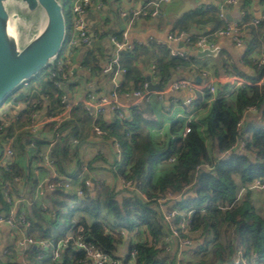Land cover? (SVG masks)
Wrapping results in <instances>:
<instances>
[{
    "label": "trees",
    "instance_id": "trees-1",
    "mask_svg": "<svg viewBox=\"0 0 264 264\" xmlns=\"http://www.w3.org/2000/svg\"><path fill=\"white\" fill-rule=\"evenodd\" d=\"M196 13L179 18L176 27L189 31L194 28L193 22L196 28L204 29L208 22H212L215 24L213 30L225 24L221 22L220 13L212 12L208 16L204 14L202 19H195ZM245 19L246 15L240 23L242 29ZM259 24L250 25L252 38L244 54V60L257 73L253 77L254 81L264 75V66L248 58L254 52L264 55V35ZM137 47L122 52L121 65L126 72L120 78L117 89L120 95L132 89H145L146 74L140 69ZM149 48L144 47L146 51ZM152 48L154 71L160 77L161 86L165 87L174 78V71L188 61L181 56H170L166 45L156 44ZM82 64L94 70L98 68L99 60L88 53ZM230 67L235 69V65ZM236 72L252 79V76L243 72ZM109 75L106 76L110 78ZM75 76L69 89L75 84ZM55 79L61 80L62 77L57 76ZM55 79L49 78L37 92L29 91L22 100L23 105L17 106L16 115L8 113L7 118L12 124L0 131L1 147L10 136L13 126L21 128L31 123L33 114L52 117L63 111L64 90L56 86ZM226 89L227 85H223L217 95L208 93L213 99L206 115L193 121L185 136L180 135L181 124L175 122L171 127L175 136L163 142L153 140L148 129L155 125V121L150 115L147 100L131 107L125 118L113 113L108 117L103 113L94 119L83 104L78 103L62 121H50L35 131H21L16 140L28 163L11 157L6 166L0 165V212H9L12 208L3 192L4 185L11 186V194L18 185L26 188L31 204L28 213L31 225L27 227V233L49 241L47 250L39 245L34 249L32 245L27 250L26 263L92 264L87 259L86 251L79 249L74 239L61 250L58 259H52L53 248L72 226L76 212L81 211L84 215L77 217L73 235H83L85 240L109 253L114 261L121 260L122 264H126L135 249L136 264H175V256L163 244V226L151 205L168 192H182L187 188L192 195L180 203L194 209L192 228L197 231L190 236L196 242L193 258L185 260V264H225L238 249H242L250 258L249 264H264V215L258 213L255 207L253 189L246 188L241 199L237 200L241 186L246 187L257 180L264 183V84L241 85L230 95L225 94ZM251 109H255V112ZM2 123L0 120V125ZM94 123L104 131L101 139L108 144L116 139L121 145V158L115 161L114 175L132 179L136 183L138 192L124 196L122 202L117 198L119 192L116 187L107 185L104 179H96L92 182L93 187L84 186V179H92V171L100 167L98 162L107 160L104 155L96 154L87 161L80 156L86 137H97ZM82 128L87 132L85 135ZM73 138H79L75 146L70 143ZM51 141L55 142L50 152L53 161L51 169L62 178L54 181L58 183L77 179L83 174L82 196L77 194L74 187L65 189L57 186L42 202H37L39 182L33 178L32 170L36 168L34 163L43 161L42 148ZM241 141L244 142V149L240 151L233 146ZM32 142L36 145L32 146ZM171 158H175L173 163L168 162ZM204 164L210 165L211 169ZM83 165L87 166L85 172L82 170ZM16 176L21 180H16ZM142 194L146 195L147 201L143 200ZM43 204H46L45 210ZM103 209L113 214V228L106 221L89 222L87 216L96 219ZM138 226H146L147 237L129 245L130 254L119 255L120 247L124 244V231H132Z\"/></svg>",
    "mask_w": 264,
    "mask_h": 264
},
{
    "label": "crops",
    "instance_id": "crops-1",
    "mask_svg": "<svg viewBox=\"0 0 264 264\" xmlns=\"http://www.w3.org/2000/svg\"><path fill=\"white\" fill-rule=\"evenodd\" d=\"M102 1L104 3V6L101 9H98L95 6V3H92L86 13V17L90 27V34L93 37L90 46L86 48L82 46H71L73 53V69L75 67H77V69L75 73L72 72L70 80L72 81L74 75L76 74H78V77H84V91L81 96L76 98V96L74 95L75 92H72V90L69 89V96L70 100L72 101L84 99L87 95L88 89H91L90 86H93V89H95L96 92L106 94L114 88L115 83L111 80V78L104 75L100 69H102L105 57L112 51L109 36L111 34L118 35V33H120L128 26V18L121 17L119 9L121 6L126 8H138L143 6L148 0ZM212 12L220 13L222 15H220L221 22H225V24H223L221 28L225 27L228 23H233L240 20L242 16L241 14L243 12L245 13L246 19L242 29L245 40L242 45L236 44L230 38L215 35V32L220 28L212 30V28L215 26V24L212 22H208V24L204 26V29L207 30V32L204 31V29L196 28V25L193 22L191 23L193 25L192 27L194 28L189 31L176 27L179 24L178 19L187 14L191 15L196 13L194 18L202 19L203 17H205L204 14L208 16ZM257 20L261 21L259 24V28L262 30V33L264 35V0H237L235 3H230L228 2V0H170L168 3H165L162 6L161 15L151 18H141L133 24L129 31V42L132 48H134V46L136 45L138 46L137 52L140 62V69L144 74H146V76L150 75L151 81L153 83H160V77L157 76L156 72L154 71V59H151L154 50L152 47L156 44L166 45V47L169 49L170 56H173V50H181L187 53L186 60L188 62L184 66H181L176 71H174V78L172 80L188 79L195 82H203L205 81L204 71L207 70L216 78H222L224 76H238L245 78L246 80L249 79L253 82V77L257 76V73L255 69L248 65L246 60H244V54L247 51L248 41L252 38L250 33V25H256L255 21ZM193 30H196L197 33L192 34L191 32ZM181 32L190 33L194 38L199 37L201 34L211 35L212 39H214L215 42V47L213 49H219L218 55L216 57H199L198 49H193V47L187 43H184L182 47H179L178 45L181 41L174 42L169 39L170 34ZM67 45L68 42L65 44V46ZM145 46H149V50L146 51L144 49ZM88 53L96 56L99 60V64L97 65L98 68L94 70H92L90 66L86 67L87 71L84 73L80 71V68L81 66H83L82 62L88 56ZM254 54L258 53H252V55ZM159 55L163 54L159 53ZM190 56L192 57L190 58ZM250 56L251 54L248 56V58H250ZM225 62H227V66L226 64H224ZM230 65H235V69L231 68ZM237 70L240 71V73L243 72L245 75L252 76V79L248 78V76L245 77L243 75L237 74V72L234 73ZM120 80H118V82H120ZM259 80H261V78ZM259 80H256L253 83L256 85ZM216 83L219 90L221 89V86L227 85L228 89H226L225 91L226 95H230L232 92L231 89L235 88L234 83ZM191 94L195 96V100L191 104H186L185 100ZM212 99L213 97L208 96V92L189 90V88H186L183 91L171 92L169 94H166L163 99H159L157 95H152L151 99L149 100V105L150 115L153 117L155 125L148 127L152 139L158 142H163L169 140L170 138H173L175 135L172 134L171 127L175 122H179L181 124L179 132L180 135H182L186 126H190L193 121L200 120L203 116L206 115L207 107L211 103ZM131 101V98L123 100V102L126 104L130 103ZM130 109L131 108L126 109L127 114H129ZM10 111L11 109L1 111L0 116H3V113L8 114L10 113ZM252 111L254 113L255 109H253ZM110 115L111 114L108 113L106 116L110 117ZM17 128L18 127L13 126L10 132L14 131ZM82 132L84 135L87 133L84 128H82ZM46 147L47 146H44L42 148V151H44ZM112 148L113 147L110 146L108 142L101 139L100 137L88 136L86 137V142L84 143L80 151V156L83 157L85 161L90 160L96 154L105 156L107 160L105 162L99 161L98 166L100 167L92 171V182H94L96 179H104L107 185L116 187L117 191L119 192L117 198L120 202H122V198L124 196H128V194L126 189H124V187L122 186L120 177L114 175V171H116L115 161L118 158ZM100 151L104 153H100ZM24 164H26V162ZM37 164L34 163V167L36 168L33 167L34 169L32 170V174L33 178L37 179V181L39 182V186L37 188V202H42V199L44 200L47 195L51 193L48 189V179L51 177L53 171L50 167L45 166L43 164V161L41 163H39L38 161ZM101 166H103L104 168H102ZM72 184L74 188H77L78 186L80 187L82 186V179L78 178V180H74ZM26 192V188L18 185L17 187H15L12 195L16 201V208H25L30 213L31 204L28 201ZM260 194H262L264 198V189H254L252 191V197L255 207L258 210V213L264 215V211L260 210L263 201L261 200ZM186 198L187 197L183 198L181 201L185 200ZM181 201L168 202L167 204H164L162 208L163 210H165L167 208L173 207L177 203V205L181 206L182 208L189 209L185 206H182L180 203ZM72 205L74 206L75 203H73ZM104 210L105 209L100 212L99 217L96 219L87 216L89 222L93 223L97 220L103 221L100 216L106 211ZM81 215H84L81 211L76 212V217ZM134 230L124 231V244H122V246L120 247L119 255L128 253L129 245L139 240H145L148 235L146 234V226H139V231L137 234L134 233ZM28 236L38 238L37 236L28 235L27 228H19L17 235H14L7 226H2L0 228V264H27V250L30 249L32 245L30 246L28 244H20L19 242L21 239ZM163 244L166 248L164 236ZM195 247L196 242L192 247L184 251V254L186 255L184 260L193 258L192 251ZM33 248L36 249L37 246H33Z\"/></svg>",
    "mask_w": 264,
    "mask_h": 264
},
{
    "label": "built area",
    "instance_id": "built-area-1",
    "mask_svg": "<svg viewBox=\"0 0 264 264\" xmlns=\"http://www.w3.org/2000/svg\"><path fill=\"white\" fill-rule=\"evenodd\" d=\"M170 0H148L143 6L138 8H126L120 7L119 13L123 18H128V26L120 32V34H111L109 36V41L112 46V51L105 57L104 64L102 66L101 72L104 75L110 74L111 80L115 83L114 88L109 93H99L93 89V86H90L91 89H88L87 95L84 99L72 101L70 100V96L66 93L68 90V86L71 83L70 76L73 72V53L71 46H82L84 48L90 46L92 43V35L90 34V27L86 17V13L88 8L92 3H95V6L98 9H101L104 6L102 0H70L71 10H72V28L69 32L68 45L63 47L59 57H57L54 65H52L49 69V78L55 79L57 76L62 77L61 80H54V83L58 87H62L64 90V94L62 97V102L64 103V109L62 112L52 117H41L38 113L33 114V121L29 124L24 125L21 128H17L14 131L10 132V136H8L4 142V146H0V165L6 166L10 158H13V144L17 137V135L21 131L26 130H37L44 124L50 121H62L67 118L70 114L71 110L78 104L82 103L83 106L88 110L89 114L97 119L101 114L113 113L117 114L119 118H125L127 114V108H131L143 100H150L152 95H157L159 99H163L166 94L171 92H179L183 91L186 88L189 90H198L201 92H208L213 95H217L218 86L216 82H228L234 83L235 88L231 89L233 92L237 87L241 85H255L253 82L246 80L242 77H229L224 76L222 78L214 77L209 71H204L205 81L203 82H195L188 79H174L171 80L167 86L163 87L162 91H149L147 90L148 83H145L144 90L132 89L129 92L120 95L118 92V86L120 78L126 72V69L121 65V57L122 52L124 50L132 48L129 42V31L134 23L138 19L141 18H151L161 15L162 6L165 3H168ZM237 0H228L230 3H235ZM241 18L238 21L233 23L226 24L225 27L218 29L215 32L217 36H223L232 39L236 44L242 45L244 43V36L242 33V28L240 27L241 20L244 18L245 13L241 14ZM261 21H255L256 24H259ZM71 33V35H70ZM68 36V30H67ZM96 37V36H95ZM169 39L174 42L183 41L184 43L189 44L193 47V49L203 50L208 47L213 49L215 47L214 39H212L211 35L201 34L199 37L194 38L190 33L181 32V33H172L169 35ZM173 56H181L187 58V53L181 50H173ZM253 61L258 63L259 66H264V55L254 54L250 56ZM74 73V72H73ZM264 84V75L259 80L256 85ZM28 88V92H37L40 88H30L28 82H24L22 84V89ZM69 91V90H68ZM132 99V101L128 104L124 103V99ZM195 100V96L191 94L186 100V104H191ZM21 102L20 105H23ZM253 110V109H251ZM18 113V112H17ZM14 113L12 115H16ZM7 113H3L5 115ZM0 120L4 121L3 116H0ZM12 123L3 122L0 125V131L3 127H8ZM58 126V125H57ZM190 126H186L182 133V136H185L190 131ZM94 133L97 137H102L104 134L103 129L94 123ZM71 146H75L79 143V138H73L70 141ZM32 146H35L36 143L32 142ZM55 142L51 141L46 149L42 151L43 156V164L48 167H52V159L50 158V152L54 147ZM112 146V150L115 152L118 160L121 158V145L120 143L114 139V141L109 144ZM235 149L240 148L244 149V142L233 146ZM112 151V152H113ZM113 152V153H114ZM100 153H104L100 151ZM227 156V155H225ZM175 158L169 159V163H173ZM206 168L211 169V166L208 164H204ZM200 165L197 166L199 168ZM82 170L87 171V166L83 165ZM53 171V170H52ZM16 180H21L19 176L15 177ZM55 179H62L57 172L53 171L51 177L48 179V189L49 191L55 190L57 186H61L65 189H70L73 187L72 180L66 179L56 183ZM122 186L126 189L128 196L133 195L137 191L136 183L132 179H127L125 177L120 178ZM84 186L87 188L92 187V179L86 178L84 179ZM9 188L11 186H3V192L7 198V200L12 204V208L9 212H0V228L2 226H7L14 235H17L19 228H27L31 225V221L28 219V210L25 208H16V201L11 193H9ZM250 188L252 189H264V184H261L260 181H254L251 183ZM187 189V188H186ZM184 189L182 192L172 193L168 192L165 196L158 197L151 205L152 210L157 213L159 220L163 226L164 231V242L166 245V250H168L171 254L176 257V264H184L185 262V254L184 251L188 248L192 247L195 243L194 239L191 238L192 234L197 230L192 228V214L194 209H184L181 206L177 205V203L171 207L163 210L162 206L167 204L168 202H179L183 198L187 196H191V194L187 195L189 192ZM77 194L82 196L84 193V188L82 186H78L75 188ZM246 188L241 187L238 193L237 200L241 199L242 194L245 192ZM138 192V191H137ZM38 197V195H37ZM142 198L144 201H147L146 195L142 194ZM43 209H46V205L43 204ZM77 223V217L73 218V225L66 236L57 243V246L53 248L52 259H58L61 255V250L66 248L68 242L70 240H75L76 246L79 249H84L87 253V259L92 264H122L121 260L114 261L112 256L105 252L104 250L96 247L93 243L85 240L83 235H79L75 237L73 235L72 229ZM139 231V227H136L134 233L137 234ZM191 236V237H190ZM20 244H28L40 246L43 250H47L49 247V241L46 239H39L35 237H24L20 240ZM173 251V252H172ZM127 255L130 253H126ZM136 250H132L130 257L127 259L126 264H136ZM250 258H248L242 249H238L235 256L232 259V264H249ZM227 264V263H226Z\"/></svg>",
    "mask_w": 264,
    "mask_h": 264
},
{
    "label": "water",
    "instance_id": "water-1",
    "mask_svg": "<svg viewBox=\"0 0 264 264\" xmlns=\"http://www.w3.org/2000/svg\"><path fill=\"white\" fill-rule=\"evenodd\" d=\"M66 38L63 0H0V106L10 99L4 108L7 110L26 98L28 89L18 92V88L54 65ZM183 45L181 41L178 46ZM218 53V48L206 47L198 51V56L216 57ZM146 79L147 90L162 91L161 84L153 83L150 75Z\"/></svg>",
    "mask_w": 264,
    "mask_h": 264
},
{
    "label": "rangeland",
    "instance_id": "rangeland-1",
    "mask_svg": "<svg viewBox=\"0 0 264 264\" xmlns=\"http://www.w3.org/2000/svg\"><path fill=\"white\" fill-rule=\"evenodd\" d=\"M22 11H23V13H26L25 9H22ZM64 11L66 12L67 25H68V27H67V29H68V38H69V32L71 31V28H72V19H71L72 10H71V6H70L69 0H65ZM66 43H67V41H66ZM80 71L85 73L87 71V68L84 67V66H81ZM75 77H76L75 84L71 87V90H72V92H75L74 95L77 98V97H79V96H81L83 94V91H84V77H78V74H76ZM48 79H49V68H46V69L42 70L35 78L30 80L29 87L30 88H34V87L40 88L42 85H44L46 83V81H48ZM76 91L77 92L79 91V92L77 93ZM66 93L69 94L70 91L66 90ZM9 102H10V99L0 106V112L3 111L4 108H6V106L9 104ZM18 109L19 108L17 106L11 107V111H10L9 114L17 113ZM7 115L8 114L3 115V118H4L3 122H5V123L11 122V120H8ZM3 146H4V144H3ZM13 151H14L13 157L15 158V160L17 159V161H18V160H22L23 159L24 163L25 162L28 163L27 159L23 158V155L20 152L19 144H18L16 139H15L14 144H13ZM89 152H90V150H89ZM78 178L82 179L83 178V174L79 175L77 177V179L73 178L72 182H74V180H78ZM261 184H264V183H261ZM250 185L251 184H248L245 188H250ZM241 187H243V186H241ZM260 197H261V200L264 201V198H263L262 194H260ZM263 201H262V204H261V207H260L261 211H264ZM111 215H113V214L110 211L106 210L104 213L101 214L100 217H101V219L103 221H106L111 228H113L112 221H113L114 216H111Z\"/></svg>",
    "mask_w": 264,
    "mask_h": 264
},
{
    "label": "clouds",
    "instance_id": "clouds-1",
    "mask_svg": "<svg viewBox=\"0 0 264 264\" xmlns=\"http://www.w3.org/2000/svg\"><path fill=\"white\" fill-rule=\"evenodd\" d=\"M67 30H68V29H67ZM48 68H49V67H48ZM29 81H30V80H29ZM29 81H26V82H28V84H29ZM23 83H24V82H23ZM23 83H22V84H23ZM22 84H21V86L18 88V92H19V90H22ZM24 89H25V88H24ZM27 89H28V88H27ZM68 90H69V88H68ZM69 91H70V90H69ZM231 93H232V92H231ZM21 102H23V101H21ZM21 102H19L18 106L20 105ZM10 109H11V107H10L8 110H10ZM3 110H5V109H3ZM237 149L240 150V151L243 150V149H240V148H237ZM224 156H225V155H224ZM82 179H83V178H82ZM75 217H76V216H75ZM72 225H73V224H72ZM71 227H72V226H71ZM71 227L68 229V232H69V230L71 229ZM138 227H139V226H138ZM68 232H67V233H68ZM67 233H66V234H67ZM65 236H66V235H65ZM65 236H64V237H65ZM64 237H63V238H64ZM63 238H62V239H63ZM33 246H35V245H33ZM234 256H235V255H234ZM232 259H233V258H232ZM232 259H231V260H232ZM222 264H223V263H222ZM225 264H226V263H225ZM227 264H229V263H227Z\"/></svg>",
    "mask_w": 264,
    "mask_h": 264
},
{
    "label": "bare ground",
    "instance_id": "bare-ground-1",
    "mask_svg": "<svg viewBox=\"0 0 264 264\" xmlns=\"http://www.w3.org/2000/svg\"><path fill=\"white\" fill-rule=\"evenodd\" d=\"M70 6H71V3H70ZM66 41L68 42L67 38H66ZM65 44H66V42H65ZM64 46H65V45H64Z\"/></svg>",
    "mask_w": 264,
    "mask_h": 264
}]
</instances>
